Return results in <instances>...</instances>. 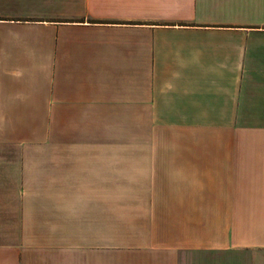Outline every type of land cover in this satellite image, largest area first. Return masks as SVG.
<instances>
[{
    "label": "crops",
    "instance_id": "0c3cea01",
    "mask_svg": "<svg viewBox=\"0 0 264 264\" xmlns=\"http://www.w3.org/2000/svg\"><path fill=\"white\" fill-rule=\"evenodd\" d=\"M0 264H264V0H0Z\"/></svg>",
    "mask_w": 264,
    "mask_h": 264
},
{
    "label": "rangeland",
    "instance_id": "374dc122",
    "mask_svg": "<svg viewBox=\"0 0 264 264\" xmlns=\"http://www.w3.org/2000/svg\"><path fill=\"white\" fill-rule=\"evenodd\" d=\"M157 234H145V235H136V234H130V235H127L125 233H119L118 234V241L119 242H124L127 240V237L130 238V240H135V239H138V240H141L142 237L145 238V240H157ZM198 236H202V235H198Z\"/></svg>",
    "mask_w": 264,
    "mask_h": 264
}]
</instances>
